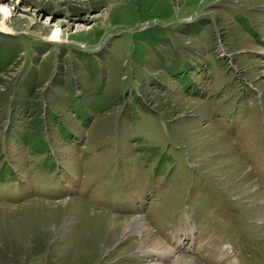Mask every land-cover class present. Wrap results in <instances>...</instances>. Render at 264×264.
Instances as JSON below:
<instances>
[{
  "label": "rangeland",
  "instance_id": "1",
  "mask_svg": "<svg viewBox=\"0 0 264 264\" xmlns=\"http://www.w3.org/2000/svg\"><path fill=\"white\" fill-rule=\"evenodd\" d=\"M4 6L0 264H264V0Z\"/></svg>",
  "mask_w": 264,
  "mask_h": 264
},
{
  "label": "bare ground",
  "instance_id": "2",
  "mask_svg": "<svg viewBox=\"0 0 264 264\" xmlns=\"http://www.w3.org/2000/svg\"><path fill=\"white\" fill-rule=\"evenodd\" d=\"M0 13H1V16H2V19H1L2 21L0 22V30L1 31L8 30V27H7V23L6 22L9 20V18L11 16V10L7 6H4V7H2V10L0 11ZM52 39L53 40H57V42L61 39V35H60V32L58 30H56L54 32V34L52 36ZM253 193H255V192H253ZM253 193L251 192L252 195H253ZM252 197L253 198H256L254 196H252ZM252 197H250V198H252ZM100 216H102V215H100ZM130 221L132 222L131 226L133 227V229L136 232H140V234H144V235H142V238H143L144 242L147 241V240H150L152 233L150 232V230L146 229V227H145L144 223L142 222V219L141 218L132 217L130 219ZM155 242L156 241L153 242L154 245H155V248H157L158 250H161L163 248L162 247V244L159 241H157L156 243ZM158 242L160 243V245H158ZM158 246H160V247L158 248ZM163 249H165V248H163ZM171 251H169V250L166 249V252L167 253L168 252H171ZM173 252H175V251H173ZM171 264H199V263L196 262L193 259H187L186 257H177V258L174 259V261Z\"/></svg>",
  "mask_w": 264,
  "mask_h": 264
}]
</instances>
